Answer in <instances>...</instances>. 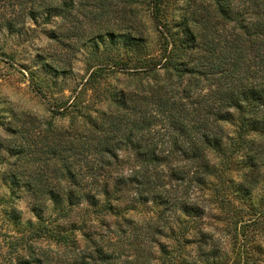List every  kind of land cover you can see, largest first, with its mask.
I'll use <instances>...</instances> for the list:
<instances>
[{"label": "trees", "instance_id": "trees-1", "mask_svg": "<svg viewBox=\"0 0 264 264\" xmlns=\"http://www.w3.org/2000/svg\"><path fill=\"white\" fill-rule=\"evenodd\" d=\"M162 1L149 0L155 22ZM138 3L0 0V41L21 35L29 24L55 23L58 31L51 35L71 39V47L93 38L127 46L136 57L134 69L151 78L112 95L108 109L87 126L59 127L28 113L8 120L7 136H0V179L13 199H32L41 223L50 213L48 232L56 245L71 244L90 214L149 203L161 215L179 210L200 219L205 192L221 205L230 204V193L249 210L258 208L255 192L264 184V0H189L175 25L164 29V46L155 56L145 52ZM83 22L94 31L68 36ZM12 54L0 47V57ZM9 202L0 197L7 220L19 226L22 213ZM25 225L31 227V220ZM18 233L20 247L0 264H42L31 236ZM205 252L215 257L214 249ZM94 254L71 255L61 264L112 263L102 248Z\"/></svg>", "mask_w": 264, "mask_h": 264}, {"label": "rangeland", "instance_id": "rangeland-1", "mask_svg": "<svg viewBox=\"0 0 264 264\" xmlns=\"http://www.w3.org/2000/svg\"><path fill=\"white\" fill-rule=\"evenodd\" d=\"M139 1L145 52L159 55L164 29L175 25L189 0H163L157 22L149 0ZM82 24L68 36L94 31L95 26ZM52 31H58L57 24L43 26L39 22L27 25L21 35L0 41L1 48L13 52L12 57H0L1 137L7 136V122L17 113H28L59 127L87 126L108 109L112 95L151 82L150 76L134 69L136 57L127 46L93 38L71 47V39L61 42L53 38ZM238 173L230 176L237 178ZM255 193L256 212L264 211L260 202L264 184ZM3 194L10 207L21 211L23 221L19 226L12 224L0 206L1 261L20 247V242L16 243L22 238L18 232H24L31 236L42 264H61L76 254L89 257L99 248L110 256L111 264H264V214L257 219L255 211L230 193V204L221 205L211 192H205L206 214L200 219L188 218L179 210L161 215L162 209L152 203L107 215L90 214L86 222L77 225L68 245L52 242L49 212L41 223L32 213V199L26 194L13 199L0 179V197ZM233 211L237 212L234 217ZM28 220L31 227L25 225ZM212 249L214 258L205 252Z\"/></svg>", "mask_w": 264, "mask_h": 264}]
</instances>
